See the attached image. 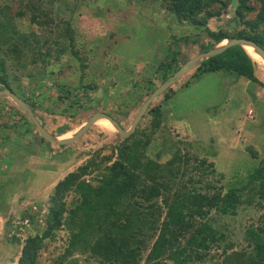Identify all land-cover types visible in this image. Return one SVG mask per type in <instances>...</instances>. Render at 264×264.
<instances>
[{
	"label": "trees",
	"instance_id": "trees-1",
	"mask_svg": "<svg viewBox=\"0 0 264 264\" xmlns=\"http://www.w3.org/2000/svg\"><path fill=\"white\" fill-rule=\"evenodd\" d=\"M103 3L0 0V89L9 88L17 94L39 120L49 115L55 121L71 119L82 108L101 103L99 110L127 129L144 101L190 57L231 37L250 39L264 49V0H141L139 7L151 8L152 13L162 10L173 24L194 26L205 34L199 38L206 45L195 39L187 43V36L172 34L167 50L174 42L185 41L193 52L182 54L179 45L156 67L141 62L139 53L131 59L125 54L121 61L105 63L103 58L119 42L104 36L102 21L118 22L121 18ZM230 7L235 24L215 27L212 20L225 16ZM142 24V34L127 37L136 51L139 46L135 43L141 44L143 37L148 41L145 31L150 25ZM246 52L233 45L201 62L151 103L126 139L106 145L108 155L101 156L105 147L88 153L48 194L29 198V204L6 218V232L1 231L0 237L15 243L10 245V262L37 264L58 233L65 230L67 244L55 249L47 264H208L212 260L214 264H264V214L256 221L247 219L249 223L238 231H229L226 221L253 201L255 212L264 209V154L259 158L258 152H252L259 160L255 171L242 179L241 187L232 186L213 159L190 150L182 152L166 126L176 116L166 106L168 98L204 73L225 71L248 81L246 87L255 89L253 94L258 89L264 92V83L255 75L256 63ZM63 59L78 72H67L70 68L60 64ZM135 60L144 70L129 78L128 72L120 69ZM29 67L31 72L26 73L34 89L40 90L38 96L25 95L20 76L15 74ZM184 78L187 80L179 84ZM39 98L48 100L44 106L49 115L38 114ZM4 99L10 105L0 103V131L10 128V136L21 140L34 133L46 141L30 118L12 100ZM5 105L11 108L4 109ZM69 126L68 121L58 125V133ZM153 139L169 143L163 144L171 154L165 160H161L163 146L152 149ZM61 149L60 153L64 152ZM15 190L28 197L19 185ZM25 219L29 225L22 222ZM213 247L219 253H212Z\"/></svg>",
	"mask_w": 264,
	"mask_h": 264
},
{
	"label": "rangeland",
	"instance_id": "rangeland-1",
	"mask_svg": "<svg viewBox=\"0 0 264 264\" xmlns=\"http://www.w3.org/2000/svg\"><path fill=\"white\" fill-rule=\"evenodd\" d=\"M97 2H104L101 5H105L106 7L110 6L117 17L121 18L118 22L112 20L102 21V24L105 25V29L103 28L104 36L111 39V42H119L117 48L113 52V48L108 51L103 58V62L112 63L119 59L121 61L123 58H126L125 54L131 59L135 54L139 53V60H141V62L145 61L147 63L148 61L149 65L153 64L156 67L167 53L168 55H171L172 50L178 48L179 45H181L182 54H188L190 51L193 52V50H189L187 43L194 40L193 37L200 34L199 30L194 26L186 23L173 24L171 21H168V16L162 10L152 13L151 8L146 9L143 6V8L139 7L137 2L140 3L141 0H97ZM233 16L234 11L233 8L230 7L225 16L213 19L212 23L215 27H219L220 25L226 26L227 24L232 26L235 24L232 18ZM142 22L149 23L150 25L148 30L145 31L148 41L145 37H143L144 40L141 44L139 41H136L139 43H135L139 46L136 51L133 47L134 44L131 41H127V37L142 34L143 31L140 29ZM123 25L126 26V29ZM167 27H170L171 30H168L169 28ZM172 34L187 36V43H185V41L178 43L174 42L171 44L172 46H170L171 49L167 50L169 37ZM200 35V37H205V34ZM79 38L80 37L77 35V39ZM196 40L198 43L206 45L203 43L204 41L202 38L195 39V41ZM194 45L195 42L192 43V46ZM135 61V63L128 67H122L120 69L121 71L128 72L127 77L129 78L135 76L138 71L144 70V68H141V63L137 60ZM60 64H66V67L69 65V63L65 62V59H63V62ZM147 66L148 65H146V67ZM56 68L58 67L56 66ZM68 68L70 69H67V72H70L71 69L78 72L76 66L73 68L70 66ZM254 68L255 75L264 83V77L261 78L262 75L259 73L257 65H255ZM26 72H31V67H29L28 70L15 71V74L20 76L19 83L22 86V91H24L25 95H32L33 93V95L38 96L40 90L34 89L35 84L30 81V76ZM113 72L111 75H113ZM240 78L241 77L235 78L234 74H229L225 71L204 73L199 78L197 77L190 80L187 86L175 90V93L168 98L166 105L167 108L172 109V114H176L166 126L169 129L168 131L173 138V141L178 142L182 152L190 150L195 155H205L213 159L216 163L217 169L225 175V182L236 187L244 185L242 179H246L251 173H253L256 166L259 164V160L252 156L251 153L258 152L260 154L259 158L264 154V99L262 100L258 97L255 99L253 94L255 93V89L251 90L246 88V85L242 81L243 78ZM232 79H235L236 81V86L234 88H227L224 86L229 82L231 83ZM184 80H187V78L181 79L178 83L180 84ZM243 80L245 81V79ZM103 83L104 81L102 80V84ZM45 84L50 85V81L45 80ZM47 101L48 100L43 98L37 100L39 115H49V113L45 111L46 106H44ZM3 102L5 103L6 100L0 97V103ZM90 105L82 108L71 119L65 118L55 121L50 118L49 115L48 118L45 117L46 120L44 121L45 118L40 115V120L47 130L60 136L61 134L68 132L71 128L79 127V125L93 113L100 111L101 103H92L91 107ZM248 107H251V110L255 111L254 118L252 115L253 112L249 113L248 111L246 115ZM5 108L11 107L5 105L4 109ZM66 121L70 124L67 128L68 130L66 129L64 133L62 132L58 134L57 126ZM10 126L11 128H14L15 125L10 124ZM1 129L2 128H0V130ZM3 130H5V133L7 134L5 137L8 141L10 140V149L12 151L10 157V179L15 178L14 180L16 182L17 180L25 182V193L28 198H31L32 194L30 193L31 187L27 186V183L31 181L33 177L36 176L38 178L36 182H34L36 188L39 183L47 182V179L53 177L54 174L59 180L69 171L80 165L88 153H92L101 147H105L101 156L108 155L110 151L109 148H106V145H117L121 142L120 139L116 137V131L114 129L104 130L96 123L93 124L78 141L69 145H62L64 152L57 154L47 152L50 154L49 156H54L56 158L53 162L55 164L49 165L51 163L48 161L52 160V158L47 157L45 152L44 154L40 152V154L36 156L29 155L30 152L25 154L28 149H33V146L29 145V140L26 138L21 140L14 136H10V129L4 128ZM27 136L28 138L31 137L32 141L39 140V143H42V145L46 144L47 146L48 144L49 147L52 145V143H47V141H41L34 133H28ZM151 143L153 150H155V148H153L154 146L162 147L163 144H169L158 139H153ZM163 148L161 160H165L171 155L168 148H165L164 146ZM68 149L72 150L70 151ZM152 155H154L153 152ZM60 156H63V158L67 157L66 162L64 159L60 160ZM38 171L41 172V174H38ZM39 177H41V179ZM42 188L43 186H40L38 190ZM39 192H41V196H45L42 191ZM255 204V201H253L251 205L244 204L241 211H239V214L234 217V219L226 220L230 224L227 226L228 230L235 231L237 228H243L242 225L244 223H249V221L252 220L256 221L257 216L264 214L263 208H259L257 212L254 211L255 208L253 206ZM247 219H249V221H247ZM4 225L5 222H0V232L2 231V233L6 232ZM10 233L12 232L10 231ZM0 244V264L9 263L10 258L13 256V251H11L12 247L10 245H15V243L13 240L6 241L3 237H0ZM66 244L67 232L62 230L58 233L57 238L49 247L48 250L50 252H43L39 257L37 264L49 263L55 249L61 250L63 245ZM214 251L219 253L220 250L213 247L211 252L213 253ZM13 259L15 260L14 257ZM10 264H15V261L10 262ZM208 264H214V260L210 261Z\"/></svg>",
	"mask_w": 264,
	"mask_h": 264
},
{
	"label": "water",
	"instance_id": "water-1",
	"mask_svg": "<svg viewBox=\"0 0 264 264\" xmlns=\"http://www.w3.org/2000/svg\"><path fill=\"white\" fill-rule=\"evenodd\" d=\"M200 36L201 35L199 34L193 38L196 39L199 38ZM225 39H226V43H224L223 45H219V44L224 39L217 42L208 50L190 57L187 61H185L181 65V67L173 75H171L168 79H166L163 83H161L153 91V93L144 101L138 113L136 114L133 122L127 129L121 127L113 117L107 115L104 112L96 111L83 123L79 125L80 127L71 137L66 139H58L56 134L51 133L49 130L46 129L45 126H43L40 123L37 113L33 112L32 108L9 88L0 89V97H6L12 100L19 107V109L30 118V120L35 125L36 130L38 131L40 136L49 143H56L60 145L71 144L79 140L80 137H82L91 128V126L95 124V122L100 118H104L108 120V122L112 125L113 129L116 131V137H118V139L122 141L123 139H126L132 132H134L138 122L141 120L148 107L162 92H164L168 87H170L177 80H179L184 74L188 73L189 71L197 67L201 62L205 61L206 59L222 53L227 48L233 45H239L242 48H244L245 46L252 47L264 62V49L254 41L246 38H236V37L225 38Z\"/></svg>",
	"mask_w": 264,
	"mask_h": 264
},
{
	"label": "crops",
	"instance_id": "crops-1",
	"mask_svg": "<svg viewBox=\"0 0 264 264\" xmlns=\"http://www.w3.org/2000/svg\"><path fill=\"white\" fill-rule=\"evenodd\" d=\"M240 79H242V78H240ZM242 81L244 82L245 85L248 84V81H246V80L244 81L243 79H242ZM224 86H226L227 88H234L236 86L235 79H232L231 83L229 82L228 84H226ZM254 95H255V98L258 97L259 99H264V92L261 91L260 89H258L256 91V94H254ZM2 98H6V97H2ZM5 103L7 105L8 104L10 105V101H6ZM250 109H251V107H248L246 115H247V113H248V111ZM252 112H253L252 115H253V118H254L255 111L253 110ZM26 128L27 127H24V129H22V130H25ZM0 132L3 133L4 131H0ZM1 133H0V221H3L6 218H8L10 215H12L15 212H17L18 209H20L22 206L29 204V202H31L30 199L32 197H34L36 195L41 196V192H39V191H42V193H44L45 195L48 194V192H50L51 188L55 185V183L57 182L58 179H57V176L54 174L53 177H49L47 179V182L39 183L37 185V188H36L34 186V184H35L34 182H36V180L38 178L35 176V177L32 178L31 181H29L27 183V186L31 187V192L30 193L32 194V197L30 199L28 197L26 198L24 196L21 197L19 195V192L16 193L15 189H16L17 185H19L20 189L22 188L23 192H25L26 186L24 185L25 182H22L20 180H17V182H16L14 180L15 178H11L10 179V157H11V152H12L11 149H10V140L8 141L7 138L3 139L5 137L4 135H7V134L6 133L1 134ZM29 138L27 136V140H29L28 141L29 145H32L33 149L32 150L28 149L25 152V154L30 152L29 155L36 156V155H39L40 152L43 153V154L45 152L47 157H51V156H49L50 154L47 153V152H53V153L57 154V153H60V151H62V149H61L62 147L58 146V144H56V143H52V145H50L51 147H49L48 144H47V146H46V144L42 145V143H39V140L32 141L31 137H29ZM68 150H70V149H68ZM51 158L56 159L54 156L51 157ZM54 159L51 162H54L55 161ZM59 159L60 160L64 159L65 162H66L67 157L63 158V156H60ZM7 172H9V173H7ZM62 172H60V173H62ZM38 174H41V172L38 171ZM39 178L41 179V177H39ZM40 186H43V188L38 190V188Z\"/></svg>",
	"mask_w": 264,
	"mask_h": 264
},
{
	"label": "bare ground",
	"instance_id": "bare-ground-1",
	"mask_svg": "<svg viewBox=\"0 0 264 264\" xmlns=\"http://www.w3.org/2000/svg\"><path fill=\"white\" fill-rule=\"evenodd\" d=\"M224 43H226V39H224L219 45H223ZM244 49L247 51V53L255 61L256 65H257V68H258V71L262 75L261 78H263L264 77V62H263L262 58L254 51V49L252 47L245 46ZM96 123H97L98 126H100L104 130H112L113 129L112 125L108 122V120H106L104 118L98 119L95 122V124ZM79 127L77 126V127L71 128V129H69L68 132H66V133L63 132L64 134H61L60 136L57 135V138L58 139L69 138L78 130ZM113 134H115V133H113Z\"/></svg>",
	"mask_w": 264,
	"mask_h": 264
},
{
	"label": "built area",
	"instance_id": "built-area-1",
	"mask_svg": "<svg viewBox=\"0 0 264 264\" xmlns=\"http://www.w3.org/2000/svg\"><path fill=\"white\" fill-rule=\"evenodd\" d=\"M252 112V110H249V113H251ZM28 219H25V220H23L22 222L23 223H25V224H28V221H27ZM29 225V224H28ZM21 229V228H20Z\"/></svg>",
	"mask_w": 264,
	"mask_h": 264
},
{
	"label": "clouds",
	"instance_id": "clouds-1",
	"mask_svg": "<svg viewBox=\"0 0 264 264\" xmlns=\"http://www.w3.org/2000/svg\"><path fill=\"white\" fill-rule=\"evenodd\" d=\"M244 49V48H243ZM245 50V49H244ZM245 52H246V50H245ZM247 53V52H246ZM248 54V53H247ZM255 66V65H254ZM251 110V109H250ZM52 133V132H51ZM0 222H4V220L3 221H0Z\"/></svg>",
	"mask_w": 264,
	"mask_h": 264
}]
</instances>
